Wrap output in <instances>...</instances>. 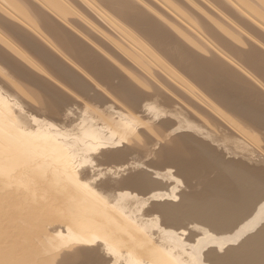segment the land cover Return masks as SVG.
Instances as JSON below:
<instances>
[{
	"label": "rangeland",
	"instance_id": "obj_1",
	"mask_svg": "<svg viewBox=\"0 0 264 264\" xmlns=\"http://www.w3.org/2000/svg\"><path fill=\"white\" fill-rule=\"evenodd\" d=\"M101 1L93 0L92 2L93 5L96 4L98 9L101 8L103 11H107L109 16L111 15V19L107 15L108 19L113 23L115 22L114 24L117 23L116 25L119 24L118 26L124 29L119 27L120 30H123L124 35L133 39L135 37L134 42L123 39L109 23L106 24L101 17L87 9L80 0H67V2L65 0H26L27 5L30 4L28 5L30 6L29 9L35 11L34 19L28 24H31L35 29H39L43 36L38 33H31L27 29L28 24H21L24 32L43 45H40L43 51L50 52L54 57H60L67 67L72 70H74L73 67L79 68V70L77 69L79 74H76L79 78H75L84 86L83 91L52 68L47 61L41 59L26 44V38H20L12 30H9L10 27L0 21V37L4 41V44L0 42V99H5L11 110L14 111L20 109L21 105L38 120L56 126L58 129H56V133L65 137H80L79 129L84 123H87L85 124L86 127L95 125L93 127L95 128L98 124L102 126L103 118L98 117L94 113L96 111L99 114L101 113V116L112 115L110 118L115 117V120L116 118L119 119L118 115L122 111L121 113L126 114L124 116L126 118L125 122L131 124L130 130L136 135H142L144 143L141 145L138 143L131 144L129 139L118 138V135H115L114 139L118 138L116 141H120V144L114 149L110 145L104 148L108 141L103 145H99L97 149L111 152L124 151V148L127 150L124 152L125 157L123 159L113 162L107 160L108 163L105 162L106 159L99 154V151L91 152L88 156L90 161L84 163V159H80L82 157L80 154L63 149L57 153L53 152L50 157L58 155L59 158L57 159L59 161L67 163L64 164L67 165L66 170H61L62 167L59 165H62V163L55 166L56 163H53L48 156L49 158L45 157L48 160H45V158H43L44 161L39 160L43 161L42 164L46 163L44 165L50 167L45 168L46 172L40 170L38 173L28 166H22L24 160L21 161L22 164L13 163L0 154V264H16L17 262L20 264L24 262H26L25 264H38L49 258H58L70 248L75 247L83 250L85 245L75 242L77 241L75 238H81V234L86 236L84 233H87L89 237L92 234L94 242L89 244L91 255L80 259L78 264H99L100 262L102 264H127L130 258H135L142 264H151L152 255L149 259L150 252L154 258V250L157 245L152 247L149 244V247H147L143 241L138 240L144 232L138 236V229L142 228L143 224L133 223L131 218L129 219L126 216V211L113 209L115 207L113 205L114 200H110V198L120 192L128 194V200L130 203L132 202L129 209H139L133 215L134 219L141 217L150 229L161 228L162 230H175L176 232L180 230L188 231L193 226L207 229L218 242L204 248L201 256L205 264H216L215 257L217 259L226 250L235 245L238 246V243H242L241 241H244L247 236L237 244L232 242L221 248L223 239L232 235L231 232L236 226L251 219L257 208L264 203V121L257 119L254 115L246 114L240 100L236 109H232L224 102V104L222 101L220 102L217 94H209L205 85L197 80L183 64L176 63L172 56L166 54L162 47H159V42L150 36L146 29L133 25L111 11L107 5H110L112 0L111 2H109L110 0H103L106 3ZM225 1L128 0L126 12L136 13L139 11L145 14L153 25L167 33L168 38L173 40L175 48L189 52L190 50L193 51V47H197L206 58L212 56L220 63L227 64L230 67L231 75L234 76L238 71V79L252 86V91L258 93L264 99L263 73L256 66L247 64V60L238 51L225 45L228 42L232 43V39L229 40L226 35L230 36V33L238 34L239 41L245 47L254 48L253 50L258 51L259 55L264 58V6L257 5L258 14L255 9L252 11L251 7L248 8L249 6L245 7L241 3L238 4L237 0H229L226 1L227 3ZM249 1L257 4L256 0ZM221 2H224V5ZM13 5L17 12L19 6ZM47 17L53 21L55 20L74 39L80 41L85 52L105 64L112 74L111 78L108 79L103 75H93L92 71L87 74L84 63H81L80 58L74 55L71 48L62 45L45 28L43 22ZM227 30L229 32H226ZM225 37L227 38L225 39L226 42L224 41ZM141 44L146 47V52L140 48ZM234 45L238 46L235 43ZM53 46L61 50L62 52H60L64 56L59 54V50ZM132 52L140 55L142 61L140 64L133 61L130 55ZM245 53L252 54V52ZM18 54L25 55L32 63L34 62L40 68L42 67L44 69L41 68L43 73L34 71L27 63L22 61L20 56L18 57ZM197 57L201 58V56L199 57L194 53V58ZM200 61L202 60L200 59ZM13 83H16L22 90H19L17 86L15 88ZM131 83L135 87L137 85L136 91L138 93L131 90L128 93L130 96L127 94L126 96L129 97H125L124 101L121 99V92H125L124 89L127 90L126 85L131 88ZM138 86L140 87L138 88ZM132 89L135 88L132 87ZM133 91L135 93H132ZM26 92L34 95L24 94ZM56 92L60 95H56ZM136 100H140L138 105H135ZM11 101H16L18 106L11 103ZM249 102L244 101L246 105ZM52 104L56 108V115L49 113L50 111L47 109ZM149 105L150 108H146ZM249 105L254 106L252 103H249ZM257 109L254 110L258 113L264 112L263 107ZM263 115L264 113L261 116ZM90 119H92L91 122H89ZM88 122L90 125H88ZM36 132L37 129L34 130L33 134ZM33 134L27 138L33 137ZM178 140L186 145L193 158L185 159L181 155L171 159L163 157V153L171 150ZM91 144L92 142L89 145ZM203 148H206L210 155L207 150L205 154L208 155H204L202 153L205 152ZM45 153L47 152H44L43 157ZM33 155L35 156V154ZM25 158H30V156ZM218 161L219 163H217ZM5 164H9L11 167H7ZM229 164L233 165L234 169ZM223 165L225 167L228 165V168L224 170ZM52 168L60 171L59 173L65 172L67 175H63L60 179L57 177L59 182L53 181L52 177L49 178L47 175H50L52 171H56ZM118 169H125L126 172L122 171L121 175H118L116 173ZM228 169H232L231 172ZM216 170L219 171V174ZM136 173L141 174V176H137L140 177L138 181H145L146 178V181L149 179V181H156L160 185L153 189L144 185L143 187L127 186L124 188L125 191L120 190L121 187H118L117 181L122 176L126 178ZM219 175L224 176V179L231 177L227 181L230 179V181H237L238 178L240 182H233L236 186L233 184L230 187L232 194L237 191V193L247 191L249 188V191L251 189V192L254 190L253 193H257L258 200H263L260 202L255 199L253 201L255 205H253V202L250 203L251 205L249 204L250 206L253 205L251 208L247 205L245 208V210L249 208L247 213L229 218L221 217V219H225L226 227L221 226L217 230L201 223L199 217L191 219V222L188 220L186 223L182 221V224L171 225L169 223L168 225L163 213L150 210L153 203L158 205L165 202L179 203L181 201L180 195L199 192L202 186L206 185L204 183L209 182V180L213 181V178ZM68 176H72L74 181L68 180ZM261 177H263V180ZM73 182L76 184L79 182L80 185L78 186L80 188L86 189L91 195L93 194L92 196L97 202L101 203L102 206L105 205L107 212H103V214L109 213L110 215L107 222L110 223V226L120 229L118 239L110 242L107 236H102L103 240H101L98 233L102 229L99 228L97 231L95 228H93L94 230L86 228L87 232H85L78 225L72 224L67 211L69 204L75 202L70 196L74 189ZM246 182L250 185L247 186ZM251 185L253 186L251 187ZM173 190H175L178 197L175 200L166 197L153 201L148 205L145 204V198H148L151 194L159 192L169 194ZM142 201L144 202L143 206H141ZM256 203L260 204L257 205ZM261 227L259 226L256 229H260L259 232L253 231L255 236L250 233L254 236V240H251L252 244H255V248L252 249L253 253L249 252L246 255L242 253L244 257L239 254L242 256L235 264H248L247 262H251L250 260L253 257H257V261L261 264V257L262 260L264 259L262 256V254L264 255V239L261 240L264 236V232H262L264 231V222ZM196 232L198 231L193 232L195 236ZM257 233H260V235H257ZM195 236L192 238L191 243L185 238L184 240L189 244H196V240L203 237L199 232V238H195ZM255 240L257 243H253ZM65 242L70 244L64 246L62 243ZM258 243L263 244L262 247ZM253 250H257V253ZM85 252H88V249H85ZM251 253L254 255L248 258Z\"/></svg>",
	"mask_w": 264,
	"mask_h": 264
},
{
	"label": "bare ground",
	"instance_id": "obj_2",
	"mask_svg": "<svg viewBox=\"0 0 264 264\" xmlns=\"http://www.w3.org/2000/svg\"><path fill=\"white\" fill-rule=\"evenodd\" d=\"M5 1H6V3H5ZM65 1L67 2V0H65ZM90 1L92 2L93 0H90ZM90 1L89 0H80V2H82L83 5L87 9H89L90 11H93L95 14H97L99 17H101L106 22V24L109 23L110 26H112L115 29V32L118 35H121V37L123 39H125L129 42H134V40L136 39L135 37L133 39L129 36L124 35V33L122 32L124 29L122 27L118 26L119 24L116 25L117 23L114 24L115 22L113 23L111 20H109V19H111L110 18L111 15L109 16L108 15L109 13H107V11L106 12L103 11L101 8L98 9V7H96V4L93 5V2L91 3ZM127 1L128 0H112V2H111V0H110L109 1V2H111L110 5H107L108 3L106 5L108 8L111 9V11H114V13H116V15H120L122 19L129 21L133 25H136L138 27H142V28L146 29L148 34L159 42L158 43L159 47L160 48L162 47V49L164 50V52L166 54H169L170 56H172L173 60L176 63L183 64L184 67L197 80L201 81L205 85L207 92L209 94H212V93L217 94V96L220 99V102L221 101H222V103L224 102L226 105H228L232 109H236V107L239 103V100H240L243 103L242 108H245L244 112L246 114H248L250 116L254 115L257 119L264 121V117H263L264 115L261 116L264 112L260 111L261 113H258V111L254 110L257 108L259 109L260 107L264 108V99L258 93L252 91V86H250L246 83H243L241 80L238 79V77H239L238 71H236V74L234 76L231 75L230 70H229L230 67L227 64L225 65V64L220 63L219 61H217L212 56L210 58H206L205 56L202 55V51L197 47H193V48L191 47L193 49V51L190 50L189 52H184L178 48H175L173 45V40H170L168 38L167 33L164 32L163 30H161L159 27L153 25L151 23V21L149 20V18L146 17L145 14L140 13L139 11H137L136 13L131 12V11L126 12ZM226 1H229V0H226ZM237 1H238V4L241 3L245 7L246 6L247 7L249 6L248 8L251 7L252 11H254V9H255L258 14H259V12L257 11V8H256L257 5L261 4L264 6V2H263L264 0H256L257 4L254 2H251L249 0H237ZM25 2H26V0H12V1L0 0V21L3 22L4 24H6L8 27H10L11 29H9V30H12L20 38L21 37L26 38L27 39V41H25L26 44L28 46H30L34 50V52L36 54H38V56L41 59L47 61V63L52 68L56 69L62 76L69 79L74 86H76L79 90L81 89L83 91L84 86H82L79 83V81L75 78V77H78L76 74H79V71H78L79 68L72 66L74 68V70H72L69 67H67V65L63 62V60L60 57H54L50 52L43 51L40 47V45L41 46H43V45L40 44L35 38L30 37L26 32H24L22 30L21 24H28V22H31L32 19H34L33 16L35 15V11L32 9H29L30 6H28V5H30V4L27 5V2L26 3ZM101 2H103V0ZM114 2H116L117 4ZM103 3H106V2H103ZM13 4L19 6V8H17L18 11L20 10L19 12L15 11L16 8ZM164 4H166V3H164ZM230 4H232V3H230ZM241 4H240V6H241ZM20 6H22V7H20ZM178 14H179V12H178ZM107 15L109 16V19H108ZM253 17H255V16L253 15ZM43 23H44L43 25L45 26V28L51 34H53L54 37L56 39H58L62 45L70 47L71 50L73 51L74 55L78 56L80 58L81 63H84V68L86 69L87 74H89V71H92L93 75H103V76H106L108 79L111 78L112 74L106 68L105 64H103L101 61H99L93 55L89 54L88 52H85L82 43L80 41L74 39L72 37V35L68 31L63 29L60 25H58L55 22V20L53 21L52 19L47 17L44 19ZM145 23H147V24H145ZM28 25H29V27H27V29L31 33H33V34L38 33L39 35L43 36L42 32L39 29L33 28L31 26V24H28ZM30 27H32V28H30ZM119 27L122 28L123 30H120ZM126 32H125V34H126ZM226 32H229V30H227ZM226 37H228L229 40L232 39L231 40L232 43L228 42L225 45L232 50L238 51L241 54V56H243V58L247 60V64L256 66L264 75V58H262L259 55V52L256 50H253L254 48L245 47L239 41L240 39L238 38V34L230 33V36L226 35ZM226 37L224 38V41H225V39H227ZM0 42H2L4 44V41L1 39V37H0ZM181 42H183V41H181ZM233 42L235 44H237L238 46L236 47ZM182 44L185 45L184 43H182ZM140 46L139 47L144 52L147 51L145 46H143L142 44ZM53 47L58 49L55 46H53ZM189 48H190V46H189ZM60 51L61 50L58 51L59 54L63 55L61 53L62 51L61 52ZM198 51L200 52L199 54L197 53ZM54 52L56 53L55 50H54ZM245 52H252V54L251 55L246 54ZM194 53H196L199 57L201 56V58H198V57L194 58ZM130 55H131L133 61L136 62V64H140V62H142L140 59V55L138 53L132 52ZM19 56L22 59V61L27 63L34 71H36L37 73H43L44 69L42 67L41 68L43 70L34 62H33L34 63L33 64L30 61V59L27 58L25 55L18 54V57ZM200 59L202 61H200ZM126 82H129V81H126ZM13 84H14V87L16 88V86H17L16 83H13ZM131 85L135 89H132V87L130 88L129 86L126 85V88L128 91L124 89L125 92H121V99L122 100H124L125 97L130 96V94H128V93L131 92V90H135V92H137L136 91L137 85H136V87L132 83H131ZM140 86H142V85L140 84ZM140 86H138V88ZM17 88L19 90H22V88L19 86H17ZM122 88H123V86H122ZM135 92L133 91L132 93H135ZM143 93H144V89H143ZM24 94L29 95V96L34 95L32 93L30 94L29 92H26ZM127 94L129 96H126ZM56 95H60V94L56 92ZM136 97H138V96H136ZM136 97H135V99H136ZM132 98H133V96H132ZM247 100L250 101L249 103L254 104V106L249 105V103L246 105L244 103V101L248 102ZM131 101H134V100H131ZM136 101L137 102L135 105H138L140 100L139 101L136 100ZM241 102H240V105H241ZM11 103L18 106V103L16 101L15 102L11 101ZM133 103H135V102H133ZM54 105H55V102H54ZM146 108H150V105L148 107L146 106ZM47 109H49L48 110V111H50L49 113H52L53 115L57 114L56 108L53 107V104L51 105V107H49ZM121 112L119 113V115L117 114L118 112L116 113L119 116V119L116 118V120H115L114 119L115 117L110 118V117H112V115L108 116V114H107V116H101L102 114L100 113L101 114L100 115L96 111L94 113H96L98 115V117L103 118L102 119V123H103L102 126H100L101 124H98V125H96L97 127H95V128H93L95 125L93 127L92 126L86 127L87 125L85 126V124H87V123H84L83 126H80V129H79L80 137H78V138L77 137H71V136L65 137L62 135H58L56 133L57 132L56 126H54L51 123L47 124V123H44L43 121L38 120L37 118L32 116V114H30L28 111H26L24 109V107H22L21 105H20V109H17V111H14V110H11L10 106L8 105V102L5 101V99H0V154L5 156L7 159H9L13 163L18 162L19 164H22L21 161L24 160L22 166H28L30 169L35 170L36 173H38L40 170H44L46 172L45 168L47 167V169H48L50 167V166L48 167V165L47 166L44 165L46 163L42 164V162L44 161L43 158H45V157L49 158L53 152L57 153L58 151L63 150V149H65V151L71 150L75 153L80 154L82 156L80 159H84V163L85 162L88 163V161H90V158H88L89 154L91 152L94 153L96 151H99V154L104 156V158L106 159L105 162H107V163H108L107 160L113 162V161H117L119 159H123L125 157L124 152L127 150L126 148H124V151L116 150L114 152L97 149V147L99 145H103L106 141H108V143H106L104 145L105 146L104 148H106L107 145H110L114 149L118 144H120V141L119 142L116 141V140H118V138L129 139L131 141L129 143H131V144L138 143L141 145L144 143V141L142 140L143 137H141L142 135H140V134L136 135L135 133H133L132 130H130L131 124H129L128 122H125L126 118L124 116L126 114L121 113ZM259 114H261V115H259ZM91 120L92 119H90L89 122H91ZM89 122H88V125H90ZM186 125H188V124L186 123ZM131 128H132V126H131ZM35 129H37V132L35 134H33ZM31 134H33V137L27 138ZM115 135H118V138H116V140L114 139ZM91 142H92V144L89 145ZM128 146H127V148H128ZM241 147H242V145H241ZM203 150H205V152ZM203 150H202L203 151L202 153H204V155H208V154L210 155L209 151L206 148H203ZM206 150L208 151L207 152L208 154H205ZM44 152H47V153H45V155L43 157ZM49 152H50V154H48ZM33 154H35V156ZM46 154H48V155H46ZM178 155L183 156L185 159L193 158L192 153L187 149L186 145L181 142V140H178L177 143L174 145V147L171 150L165 151L163 153V157H167L169 159H171L175 156H178ZM26 156L27 157L30 156V158H25ZM47 158H45V160ZM57 158H59L58 155L55 157H50V159L53 161V163H56V164H54L55 166L58 163H62V165H59L62 167L61 170L62 171L66 170L67 165H64V164H67V163H65V161H59ZM39 159L43 160V161H40ZM102 160H104V159H102ZM105 162H104V164H105ZM91 163H89V164H91ZM217 163H219V161ZM5 165H7V167H11L9 164H5ZM51 165H53V164H51ZM85 166H86V164H85ZM224 167L225 166L223 165V168ZM230 167L233 168V165H230ZM227 168H228V165H226L224 170H226ZM53 170H56V169H53ZM124 170L118 169V170H116V173L118 175L119 174L121 175V172ZM218 170H216V171H218ZM231 170H229V171L231 172ZM47 171H49V170H47ZM119 171H120V173H119ZM59 172L60 171L56 170V171L50 172L51 173L50 175L49 174H47V175L49 178L51 176L53 181L59 182L58 178L60 179L63 175H67L65 172H63V173H59ZM124 172H126V171H124ZM220 172H221V170H220ZM226 173L230 174L228 172H226ZM235 173H236V171H235ZM218 174H219V171H218ZM221 174H222V172H221ZM225 174H224V176H225ZM239 174L241 175L240 172H239ZM137 176H141V174L136 173V174L127 176L126 178H124L123 176H122V178L119 177L120 180L117 181V184H118V187H121L120 190H124V188L127 186L143 187L145 185V186H148L149 188L153 189L154 187L160 185L156 181L155 182L149 181V179H148V181H146V178H145V181H138V179L140 177H137ZM213 176H215V175H213ZM227 176H231V175H227ZM223 177L220 175L216 176L214 178L212 177L213 181L209 180V182H206V181H208L206 179V181H205L206 183H204V184H206L207 186L203 185L202 189L199 192H191V194L192 193L194 194V195L192 194L193 196L190 193H189V195H191V196H189L188 194L180 195L181 201L177 204L173 203V202H165L162 205H158V204L153 203L150 210L152 212L159 211V212L163 213V215L165 216L166 223L168 225H169V223L171 225L178 224V223L182 224V221H184L186 223L188 220H190V222H191L192 221L191 219H195L196 217H199L201 219V223L209 226L210 228H212L214 230H217L218 227H221V226L226 227V223L224 222L225 219H221V217L229 218V217H233L235 215H239L241 213H245V212L247 213V210L249 208L247 210H245V208L247 207V205L250 206L251 205L250 203L253 202L255 199H257V193H253L254 190L251 192V189L249 191V188H248L247 191L244 190L243 192H241L238 189L241 192V193L239 192L240 194L237 193L238 191L236 193L232 194V191L230 190L231 189L230 187H232L231 185L234 184L233 182H240V181H238V178H237V181L236 180L230 181L231 179L229 181H227L231 177H229V178L225 177L226 179H224ZM261 178L263 180V177H261ZM210 179H211V177H210ZM68 180L74 181V179H72V176H68ZM150 180H151V178H150ZM263 182H264V180H263ZM77 183L78 184L73 182L72 186L74 189H73L72 194L70 195L72 200H74L75 202L69 204L68 211H67L68 215L70 216V218L72 220V224H74L75 226L78 225L79 228L81 227L82 230H84L85 232H87L85 230L86 228H88V229L95 228V229H97V231L99 228L102 229L101 232L98 233L99 235L97 234L101 238V240H103L102 236H104V237L107 236L108 240L110 242L115 240V239H118L120 237V229L115 227V226H110V223L107 222L108 217L110 218V215H109V213L103 214V212H107V208L105 207V205L102 203L103 204V206H102L101 203L97 202V200L94 198V196H92L93 194L91 195L89 192L86 191V189L83 188L84 189L83 190L82 188H80L78 186V185H80L79 182H77ZM248 183H250V182H248ZM251 183H253V182H251ZM136 185H141V186H136ZM249 185L250 184H248L247 186H249ZM234 186H236V185L234 184ZM240 186L244 187L242 185H240ZM252 186L253 185H251V187ZM205 187H207V188H205ZM215 187H216V189H215ZM217 187H219V188H217ZM157 188H159V187H157ZM157 188H155V189H157ZM245 188L246 187H244V189ZM192 189H194V188H192ZM217 189H219V190H217ZM233 189L235 190L236 188H233ZM78 190H80V191H78ZM261 194H262V192H261ZM117 197H118V199H117ZM166 197L170 198V199L174 198V200L176 198H178L176 196L175 190H173L169 194L159 192V193L151 194V196H149L148 198H145V204L147 203L146 205H148V204L152 203L153 201L164 199ZM197 198H199V199H197ZM263 198H264V195H263ZM116 199H117V201H116ZM128 199H129V196L127 193L125 194V192H124V194H122V192H120V193H118V195L114 196L113 198H110V200H114L113 205H115V207L113 209H116L118 211H126L127 212L126 216L129 219L131 218L133 223H136V224L142 223L143 224V227L138 229V236L143 231L144 232L138 238V240L143 241L147 245V247H149V244H151L152 247L157 245L156 249L154 250V254H155L154 258H153V254L150 252L149 259L151 258V255H152V259H150L151 264H205V262L203 261V258L201 256L202 250L206 247H209V245H213V244L218 242V240L214 239L213 235H211L207 229H200V227H198V226H193L191 229L189 227L190 230H188V231L179 229L180 231H177V232L175 230L174 231L173 230L172 231L162 230L161 228L160 229H157V228L150 229V228H148V226H146V223H144V221L141 217H139V219H134L133 215L136 213V211H139V209H136V208L129 209L130 206L132 205V202L130 203ZM169 200H167V201H169ZM99 201H101V200H99ZM258 201H260V199ZM259 204H257V205H259ZM143 205H144V202L142 201L141 206H143ZM253 205H255L254 202H253ZM252 206H250V208ZM141 208H140V210H141ZM141 212H143V211H141ZM149 213H151V212H149ZM228 220H233V219H228ZM263 222H264V203H262L257 208L255 214L252 215L251 219H249L247 222L240 224L239 226H236V228L237 227L238 228L237 229L235 228L234 230H232V232H231L232 235L226 236L223 239L221 248L225 245L231 244L232 242L234 244H237L239 241H241L244 237L247 236L244 241H241L242 243H238V246L235 245V246L231 247L229 250H226L225 253L221 256H218L217 259L215 257V263L216 264H231V263L235 264L237 262V260L239 259V257L241 258V256L243 254L246 255L249 252H252V249L255 248V244H252V241L254 240V236H255L253 231H255L259 226L261 227V224ZM175 227H177V226H175ZM178 227H180V225H178ZM181 229H182V227H181ZM261 229H262V227H261ZM258 230H260V229H258ZM258 230H256V232ZM192 231L193 232L198 231L200 234L203 235V237H201L200 240H198V239H197L198 241L196 240V244H189L187 242L189 240L191 243L192 238L195 236L194 235L195 233H193ZM198 232H196L197 234H196L195 238L196 237L199 238ZM262 232H264V231H262ZM250 233L251 234L253 233L254 236L250 235ZM84 234H86V236H88L87 233H84ZM257 235H260V233L259 234L257 233ZM86 236L85 235L82 236V234H81V238H79V237L75 238V240H77L75 242L85 245V247H83V250L81 248H75V247L70 248L67 250V252H65L64 254H61L60 257L54 258V259L49 258V259H47L41 263H38V264H78L80 262V259L85 258V257H89L91 255V246L89 244L94 242V236L92 234L90 235V237L89 236L86 237ZM261 236H262V234H261ZM184 238L187 239V241L184 240ZM255 239H257V238L255 237ZM262 239H264V236H263V238H261V240ZM253 243H257L256 240ZM62 244L64 246H66V245H69L70 243L65 242ZM262 245L263 244H261V247H262ZM85 249H88L89 253L85 252ZM263 250H264V246H263ZM255 251L254 252L257 253V250H255ZM252 253H251L250 257L247 255L248 258H251V256L254 255V254L252 255ZM239 254H242V255H239ZM244 255L242 257H244ZM258 255H259V253H258ZM260 255H261V253H260ZM262 256L264 257L263 254H262ZM257 259H258L257 257L256 258L253 257L250 260L251 262H247V263L248 264H258L259 262L257 261ZM160 260H162V261H160ZM208 260H209V256H208ZM245 260L247 261L246 256H245ZM259 261H260V259H259ZM156 262H158V263H156ZM239 262L241 263V261H239ZM25 263L26 262H24L23 264H25ZM263 263H264V259L262 260V257H261V264H263ZM16 264H20V263L17 262ZM99 264H102V263L100 262ZM127 264H142V263L138 262V260L135 258H130L129 261L127 262Z\"/></svg>",
	"mask_w": 264,
	"mask_h": 264
}]
</instances>
